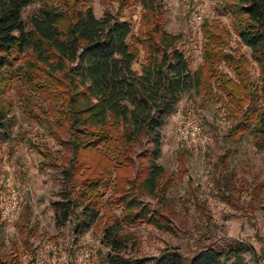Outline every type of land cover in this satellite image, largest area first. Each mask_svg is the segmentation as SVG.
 <instances>
[{
  "label": "rangeland",
  "instance_id": "obj_1",
  "mask_svg": "<svg viewBox=\"0 0 264 264\" xmlns=\"http://www.w3.org/2000/svg\"><path fill=\"white\" fill-rule=\"evenodd\" d=\"M157 4L158 9L150 12L142 8L140 0H32L24 8L22 18L27 22L44 5L62 11L90 8L97 19L104 12H110L127 20L133 38L143 37L157 22L165 32L180 37L176 46L186 56L191 72L204 66V26L217 27L214 34L220 36L222 45H216L213 51L231 55L240 76L237 77L233 67L216 62L213 66L216 73H210L204 66L201 86L182 95L161 130L162 147L157 164L164 174L158 191L153 197H140L144 204L166 216L171 231L166 233L143 224L125 226L123 235L128 238L125 254L146 259L145 264H154L165 248L177 249L190 258L205 246H223L239 240L254 251L242 255L244 263L254 264L255 256L264 246V145H256L259 134L252 127L239 137L227 135L248 107V97L244 96L248 92L246 84L251 95L258 97L255 106L250 108L264 112V102L258 92V66L237 38L232 17L218 11L217 1L159 0ZM134 48L137 61L132 68L138 72L147 59V49L136 43ZM28 57L29 54L21 55L18 64ZM42 72L38 71L32 81L47 84ZM1 87L0 109L13 117L14 125L10 139L0 142V191L9 186H26L30 194L16 219L11 223L0 220V257L5 264H35L40 253L53 245L68 256L81 246L95 251V256L97 252H106L101 242L104 224L108 217L121 215V207L115 201L116 178L134 176L137 167L145 164L139 155L147 145L135 144L131 148L129 158L133 164L124 171L114 169L118 165L114 162L115 155L108 153V147L95 151L109 161L111 168L98 188L101 216L88 232L76 236L74 216L57 227L52 209V203L60 200L61 172L66 169L65 162L70 156L63 144L70 138L61 123L54 127L57 132L54 133L56 104L46 94L48 90L58 94L60 89L48 88L41 93L17 79L4 82ZM230 92L237 94L236 99L231 98ZM185 118L193 120L207 137L204 148L201 143L187 147L186 141L181 140L185 136H176V127ZM41 153L49 154L52 159L44 160ZM120 187L126 189L122 183Z\"/></svg>",
  "mask_w": 264,
  "mask_h": 264
},
{
  "label": "trees",
  "instance_id": "obj_2",
  "mask_svg": "<svg viewBox=\"0 0 264 264\" xmlns=\"http://www.w3.org/2000/svg\"><path fill=\"white\" fill-rule=\"evenodd\" d=\"M158 1L140 0V5L155 12ZM215 1L220 5V13L232 17L237 38L258 66L259 99L264 102V0ZM31 2L0 0V95L1 85L15 79L41 93L48 88L60 89L58 94L49 90L46 93L56 104L53 130L61 123L70 138L63 143L70 156L61 172L60 200L52 203L55 225L61 227L74 216L73 232L81 236L98 222L101 216L98 188L111 168L109 161L103 160L96 150L108 147V153L115 155L114 162L118 165L114 169L124 171L133 164L129 158L131 148L146 144L139 155L145 164L137 167L132 178H116L115 201L121 207V215L108 217L105 222L101 242L107 251L97 252L93 263L145 264L146 259L125 254L128 238L123 235V229L143 224L166 233L171 231L166 216L140 200L142 195L155 196L164 174L157 164L162 147L161 130L182 95L201 86L204 66L210 73H216L213 66L223 62L233 67L239 78L238 68L231 55L213 51L216 45H222L220 36L214 34L216 26H204V66L191 72L186 56L176 46L180 37L165 32L157 22L143 37L133 38L131 24L117 14L104 12L97 19L90 8L62 11L52 5L40 7L25 22L22 12ZM134 43L147 49V59L138 72L132 68L137 61ZM25 54L29 57L18 64L20 56ZM38 71H43L47 84L32 81ZM246 85L248 92L244 96L248 97V107L227 136L239 137L252 127L260 137L255 140L256 145H264V112L250 108L258 97L254 98ZM229 95L236 99L237 94ZM13 125V117L0 109V142L10 139ZM82 151L93 153L85 155ZM46 154L39 155L51 160ZM249 252L254 253L253 248L239 240L223 246H205L190 258L177 249L165 248L154 264L229 261L245 264L242 255ZM263 261L264 246L255 256L254 264H264ZM5 263L0 257V264Z\"/></svg>",
  "mask_w": 264,
  "mask_h": 264
},
{
  "label": "built area",
  "instance_id": "obj_3",
  "mask_svg": "<svg viewBox=\"0 0 264 264\" xmlns=\"http://www.w3.org/2000/svg\"><path fill=\"white\" fill-rule=\"evenodd\" d=\"M175 134L181 140L186 141L187 147L201 143L202 146L208 141L199 126L190 118H185L182 125L178 124ZM204 148V146H203ZM30 191L26 186H9L5 191L0 192V220L11 223L16 219L21 211L22 204ZM46 252L39 255L35 264H93L95 262V251L87 246L74 248L72 256H68L65 251H60L53 246H47Z\"/></svg>",
  "mask_w": 264,
  "mask_h": 264
}]
</instances>
